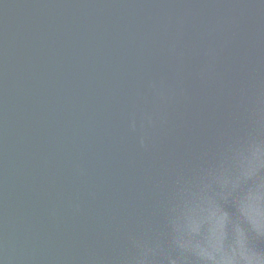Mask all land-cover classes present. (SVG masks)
I'll use <instances>...</instances> for the list:
<instances>
[{"label":"water","instance_id":"water-1","mask_svg":"<svg viewBox=\"0 0 264 264\" xmlns=\"http://www.w3.org/2000/svg\"><path fill=\"white\" fill-rule=\"evenodd\" d=\"M0 264H264V0H0Z\"/></svg>","mask_w":264,"mask_h":264},{"label":"snow or ice","instance_id":"snow-or-ice-1","mask_svg":"<svg viewBox=\"0 0 264 264\" xmlns=\"http://www.w3.org/2000/svg\"><path fill=\"white\" fill-rule=\"evenodd\" d=\"M220 222H221V225H222V222H223V217L220 218Z\"/></svg>","mask_w":264,"mask_h":264}]
</instances>
